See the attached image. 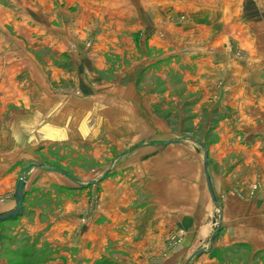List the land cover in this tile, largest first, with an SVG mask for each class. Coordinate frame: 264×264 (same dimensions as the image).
<instances>
[{"label":"crops","instance_id":"obj_1","mask_svg":"<svg viewBox=\"0 0 264 264\" xmlns=\"http://www.w3.org/2000/svg\"><path fill=\"white\" fill-rule=\"evenodd\" d=\"M199 8V12L194 9L190 20L206 32L201 42H211L199 50L200 56L213 59L228 55L232 51L224 47V42L231 37L241 43L246 58L243 73H253L257 51L252 46L257 36L239 26L264 25V21L255 22L249 15V11L264 12V0H229L225 4H201ZM78 24L73 19L65 20L63 10L61 17L49 24L35 19L22 23L0 20V197L6 196L0 214L14 207L17 171L39 154L42 146L89 137L100 115L104 119L115 113L121 121L138 120L132 116L143 99L132 79L124 76L119 83L104 80L97 72L104 69L101 54L68 51V42L79 36ZM224 25L237 27V33L225 36L214 30ZM242 30L245 32L239 33ZM96 39L106 42L116 38L99 34ZM257 85L240 79L233 83L238 94L226 101V106L234 107L231 119L237 131L223 129L228 118L222 116L212 130L217 140L206 148L208 175L221 209L220 229L212 247L206 248L204 243L215 228V211L208 204L212 199L206 180L205 185L200 180L199 169L185 174L171 172L168 163L159 161L158 147L154 152V148H137L131 152V161L119 163L135 173L103 180L108 207L94 211L86 225L72 228L75 255L80 256L85 249L88 254L97 253L103 245L104 252L108 248L152 250V264H264V96L243 93ZM147 152L153 157L140 160V154ZM256 181L259 189L253 196L247 195L249 183ZM98 219L103 223L96 224ZM177 230L182 232L178 245L160 259L164 236ZM199 249L203 251L189 259ZM213 251L226 255L214 257ZM72 264H79L77 257Z\"/></svg>","mask_w":264,"mask_h":264},{"label":"rangeland","instance_id":"obj_2","mask_svg":"<svg viewBox=\"0 0 264 264\" xmlns=\"http://www.w3.org/2000/svg\"><path fill=\"white\" fill-rule=\"evenodd\" d=\"M223 1L0 0V20L22 23L35 19L49 24L61 17L63 10L65 20L79 23V36L75 34L74 41L68 42V51L101 54L104 69H97L99 76L111 83L123 82L124 76L129 77L143 99L132 116L137 121H121L115 113L104 119L100 115L94 123V134L42 146L39 154L21 166L17 175L25 179L22 213L0 222V264H72L76 257L79 264H152L149 261L152 250L108 248L104 252L100 245L102 248L97 253L88 254L85 249L77 256L72 251L70 232L87 223L94 211L108 207L103 180L135 173L133 168H121L119 163L131 161V152L137 148L141 151L154 148V152L158 147L159 161L168 163L167 168L177 174L198 168L205 185L203 152L217 140L212 130L227 115L223 129L237 131V124L231 119L234 107L226 106V101L238 94L233 83L238 79L258 83L256 89L243 93L256 98L264 96V84L259 85L264 83L263 24L239 26L257 36L252 46L257 51L256 66L249 75L243 73L246 58L241 43L231 37L224 42V47L232 51L228 55L204 59L198 53L211 42H201L206 32L191 22V13L194 9L199 12L201 4H225L229 0ZM249 15L255 22L264 21V12L249 11ZM236 28L224 25L214 30L226 36L237 33ZM99 34L116 39L98 42ZM77 92L73 94L78 95ZM168 146L174 148L168 150ZM151 156L147 152L140 154L139 159L148 160ZM59 170L83 183L99 180L88 187L75 188L77 183ZM207 171L209 174V162ZM259 187V181L249 183L247 195L253 196ZM194 188L193 184V192ZM5 200L6 196H1L0 204ZM208 204L215 211L213 225L216 227L220 206L216 207L210 198ZM97 223L102 224L103 220L98 219ZM181 234L177 230L164 236L160 259L175 249ZM211 234L204 243L206 248L215 242L216 237L211 240ZM212 253L214 257L226 255L219 251Z\"/></svg>","mask_w":264,"mask_h":264},{"label":"water","instance_id":"obj_3","mask_svg":"<svg viewBox=\"0 0 264 264\" xmlns=\"http://www.w3.org/2000/svg\"><path fill=\"white\" fill-rule=\"evenodd\" d=\"M203 153H204V155H203V166H204V173H205V180H206L207 189H208V192H209V195L212 199L213 204L217 207V206H219L218 201L216 200V198L213 194L210 178H209L208 171H207L208 159H207L206 149H204ZM59 172L68 176L75 183H77V185L80 187H85V186H88L90 184H94L98 180V179H94V180H90L86 183H83V182H80L76 177H74L73 175L69 174L66 171L59 170ZM24 186H25V179L23 176H20L16 182L15 189L13 192V198H14L15 205L11 210L0 214V222L6 221V220H11V219H14L17 216L21 215L22 207H23L22 202H23V198L25 195ZM219 229H220V220L218 221L216 227L214 228V230L211 234V240H213L215 238ZM202 251H203V249H199L196 253L191 255V257L189 259H191L193 256L201 253Z\"/></svg>","mask_w":264,"mask_h":264}]
</instances>
